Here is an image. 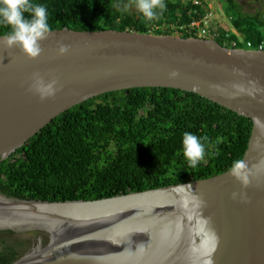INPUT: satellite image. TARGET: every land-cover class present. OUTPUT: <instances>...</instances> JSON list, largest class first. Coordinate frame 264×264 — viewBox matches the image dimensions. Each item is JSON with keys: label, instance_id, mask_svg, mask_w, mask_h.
<instances>
[{"label": "water", "instance_id": "95a60500", "mask_svg": "<svg viewBox=\"0 0 264 264\" xmlns=\"http://www.w3.org/2000/svg\"><path fill=\"white\" fill-rule=\"evenodd\" d=\"M6 36L0 35V162L65 110L118 90L192 92L252 122L241 159L249 169L246 187L227 170L93 200L0 194V231L8 233L0 238L29 236L10 264H264V50L64 27L51 30L41 53L29 58L6 46ZM61 42L69 46L64 54ZM34 74L56 80V94L42 100L30 87Z\"/></svg>", "mask_w": 264, "mask_h": 264}, {"label": "trees", "instance_id": "16d2710c", "mask_svg": "<svg viewBox=\"0 0 264 264\" xmlns=\"http://www.w3.org/2000/svg\"><path fill=\"white\" fill-rule=\"evenodd\" d=\"M32 2L47 8L51 30L115 29L185 38L198 37L189 25L209 10L204 0L200 5L164 0L166 9L149 21L121 0ZM221 9L227 20L216 13L218 27L211 28L216 42L229 47L234 42L237 48L243 40H264V15L242 13L235 0H223ZM10 33V26L0 24V35ZM251 127L249 118L192 92H107L65 110L1 161L0 194L25 200H93L210 177L242 159ZM185 132L206 138V156L195 169L183 155ZM24 235L0 238V264L20 257L29 244ZM46 241L44 235L42 244Z\"/></svg>", "mask_w": 264, "mask_h": 264}, {"label": "clouds", "instance_id": "9594fccd", "mask_svg": "<svg viewBox=\"0 0 264 264\" xmlns=\"http://www.w3.org/2000/svg\"><path fill=\"white\" fill-rule=\"evenodd\" d=\"M135 7L145 19L151 21L157 19L167 6L164 0H135ZM25 14H28V18ZM0 24L11 27V33L4 39L5 45L17 46L29 58H36L41 53L40 41L51 33L47 8L44 5L34 4L32 0H0ZM68 47L61 42L58 48L59 53H66ZM30 87L42 100L54 96L58 91L56 80L46 81L39 74H34ZM203 139L206 138L198 137L191 132L183 134V155L189 168L195 169L206 156ZM230 174L243 186L248 185L249 169L245 161H234ZM187 186L191 188V185ZM237 195L240 194L233 193L234 198ZM192 201L199 203L195 195L192 196ZM208 264H211V261Z\"/></svg>", "mask_w": 264, "mask_h": 264}, {"label": "rangeland", "instance_id": "374dc122", "mask_svg": "<svg viewBox=\"0 0 264 264\" xmlns=\"http://www.w3.org/2000/svg\"><path fill=\"white\" fill-rule=\"evenodd\" d=\"M204 1L206 3L207 7L209 8V10L207 11L208 13H212L214 17H216V15H217L216 13H218L219 15L222 16L223 19H226V17L223 15L222 9H221V7L223 5V0H204ZM235 1L238 3L240 11L242 13H248V14L258 13L261 16L264 15V0H235ZM121 2L123 4L124 3L127 4L126 7L128 8V10L130 12H136L137 11L134 3L130 2V1H126V0H121ZM262 18L264 19V17H262ZM214 27L215 28L218 27L217 23H212V28H214ZM232 31L235 32L233 29H232ZM176 36L180 37L179 34ZM197 38H199V37H197ZM204 39H209V37L204 38ZM255 45L256 44H253V46L251 48L254 49L256 47ZM225 46H226V44H225ZM226 47H228V46H226ZM242 48H245L244 45H242Z\"/></svg>", "mask_w": 264, "mask_h": 264}, {"label": "built area", "instance_id": "2783aa9c", "mask_svg": "<svg viewBox=\"0 0 264 264\" xmlns=\"http://www.w3.org/2000/svg\"><path fill=\"white\" fill-rule=\"evenodd\" d=\"M192 4L200 5L201 0H188ZM215 18L212 13L206 12L204 16H202L199 20L193 21L190 23L189 28H196V34L199 38H208L213 39L212 35V23H215ZM246 47H252L253 44L250 41L245 42ZM236 43H232V48H236ZM254 50H264V40H261L259 43L255 45Z\"/></svg>", "mask_w": 264, "mask_h": 264}, {"label": "crops", "instance_id": "0c3cea01", "mask_svg": "<svg viewBox=\"0 0 264 264\" xmlns=\"http://www.w3.org/2000/svg\"><path fill=\"white\" fill-rule=\"evenodd\" d=\"M243 42V44L242 45H244V47L246 48V49H250V50H254L253 48H249V47H246V45H245V42H246V40H243L242 41ZM225 46V45H224ZM229 47V46H228ZM229 48H232V47H229ZM237 48H239V49H245V48H242V46L241 47H237ZM237 48H233V49H237Z\"/></svg>", "mask_w": 264, "mask_h": 264}]
</instances>
